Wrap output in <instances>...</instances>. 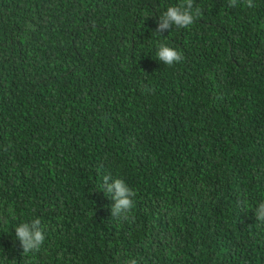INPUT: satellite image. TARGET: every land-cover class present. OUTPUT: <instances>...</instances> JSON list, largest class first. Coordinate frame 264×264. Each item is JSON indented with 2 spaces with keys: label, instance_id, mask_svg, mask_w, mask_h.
<instances>
[{
  "label": "trees",
  "instance_id": "1",
  "mask_svg": "<svg viewBox=\"0 0 264 264\" xmlns=\"http://www.w3.org/2000/svg\"><path fill=\"white\" fill-rule=\"evenodd\" d=\"M183 2L0 0V264H264V0Z\"/></svg>",
  "mask_w": 264,
  "mask_h": 264
},
{
  "label": "clouds",
  "instance_id": "2",
  "mask_svg": "<svg viewBox=\"0 0 264 264\" xmlns=\"http://www.w3.org/2000/svg\"><path fill=\"white\" fill-rule=\"evenodd\" d=\"M237 0H229V6L234 7ZM247 6L253 7V0H247ZM201 14V10L196 8L193 11V0H184L179 6H169L160 17V22L157 32H163L171 26L178 28H186L192 25L195 19ZM158 60L167 66H172L174 63H179L183 60V54L173 47L166 44H160L157 52ZM107 177H103V181L107 182ZM107 191L109 194L114 193L112 197L116 203L112 208L113 216L120 215L125 212H131L134 208V201L131 197H135L136 193L128 187L123 179H115L112 184L108 185ZM9 214L15 216L14 211L9 208ZM257 218L264 221V204H261L256 212ZM41 220H32L31 226L28 223H20L15 227V235L22 246L23 253L39 251L44 243L45 235L41 229ZM131 264H136L133 260Z\"/></svg>",
  "mask_w": 264,
  "mask_h": 264
}]
</instances>
